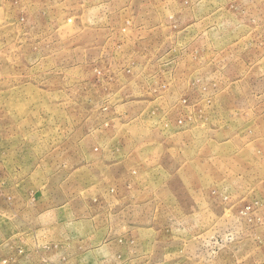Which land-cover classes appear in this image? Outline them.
<instances>
[{
	"label": "rangeland",
	"instance_id": "374dc122",
	"mask_svg": "<svg viewBox=\"0 0 264 264\" xmlns=\"http://www.w3.org/2000/svg\"><path fill=\"white\" fill-rule=\"evenodd\" d=\"M0 264H264V0H0Z\"/></svg>",
	"mask_w": 264,
	"mask_h": 264
}]
</instances>
